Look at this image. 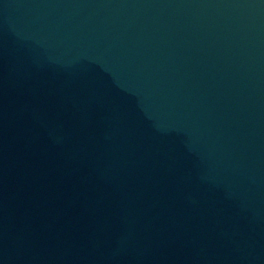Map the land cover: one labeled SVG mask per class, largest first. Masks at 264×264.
I'll use <instances>...</instances> for the list:
<instances>
[{"label":"water","instance_id":"obj_1","mask_svg":"<svg viewBox=\"0 0 264 264\" xmlns=\"http://www.w3.org/2000/svg\"><path fill=\"white\" fill-rule=\"evenodd\" d=\"M0 264H264V0H0Z\"/></svg>","mask_w":264,"mask_h":264}]
</instances>
